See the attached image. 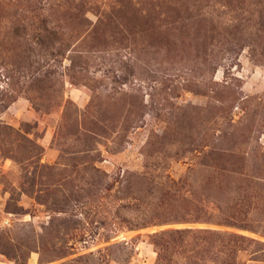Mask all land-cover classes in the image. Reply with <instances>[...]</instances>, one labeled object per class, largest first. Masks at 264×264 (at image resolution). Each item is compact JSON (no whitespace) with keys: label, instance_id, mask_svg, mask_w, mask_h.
I'll return each instance as SVG.
<instances>
[{"label":"rangeland","instance_id":"1","mask_svg":"<svg viewBox=\"0 0 264 264\" xmlns=\"http://www.w3.org/2000/svg\"><path fill=\"white\" fill-rule=\"evenodd\" d=\"M0 264H264V0H0Z\"/></svg>","mask_w":264,"mask_h":264},{"label":"trees","instance_id":"2","mask_svg":"<svg viewBox=\"0 0 264 264\" xmlns=\"http://www.w3.org/2000/svg\"><path fill=\"white\" fill-rule=\"evenodd\" d=\"M201 209V210H200ZM201 213L205 212V209L199 208V210H197ZM204 211V212H203ZM231 217L233 216H228L226 218H224V220L220 223H232L231 222ZM211 216H207V212L204 214V216H202L201 214L195 216V218H192L193 221H204V222H209L211 221ZM197 233H219L220 236H227L228 238H236V242L239 241H246L247 239H249L247 236H245L244 234H239L236 232H227V231H217L215 229L212 228H197V227H183V228H171V229H167V230H162L160 232H155L152 234L153 237H159L161 234H167V235H172V234H177V235H182V236H190L192 234H197ZM157 245H159V242H155Z\"/></svg>","mask_w":264,"mask_h":264}]
</instances>
